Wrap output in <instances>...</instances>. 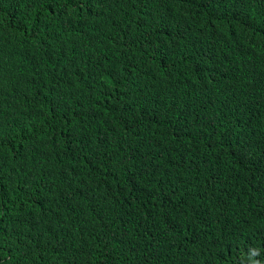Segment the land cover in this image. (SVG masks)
<instances>
[{
  "label": "trees",
  "instance_id": "trees-1",
  "mask_svg": "<svg viewBox=\"0 0 264 264\" xmlns=\"http://www.w3.org/2000/svg\"><path fill=\"white\" fill-rule=\"evenodd\" d=\"M252 247L264 261V0H0V264Z\"/></svg>",
  "mask_w": 264,
  "mask_h": 264
},
{
  "label": "clouds",
  "instance_id": "clouds-1",
  "mask_svg": "<svg viewBox=\"0 0 264 264\" xmlns=\"http://www.w3.org/2000/svg\"><path fill=\"white\" fill-rule=\"evenodd\" d=\"M193 155L188 150L185 151L183 154L184 159H192ZM202 166L205 170H210L206 160L203 161ZM261 255V250L259 248H249L248 255H247V262L246 264H264V261L257 259Z\"/></svg>",
  "mask_w": 264,
  "mask_h": 264
}]
</instances>
